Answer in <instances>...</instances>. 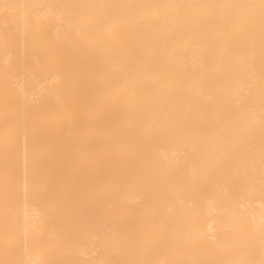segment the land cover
I'll return each instance as SVG.
<instances>
[{"label": "bare ground", "instance_id": "1", "mask_svg": "<svg viewBox=\"0 0 264 264\" xmlns=\"http://www.w3.org/2000/svg\"><path fill=\"white\" fill-rule=\"evenodd\" d=\"M0 264H264V0H0Z\"/></svg>", "mask_w": 264, "mask_h": 264}]
</instances>
